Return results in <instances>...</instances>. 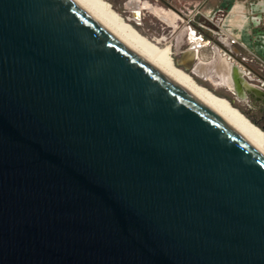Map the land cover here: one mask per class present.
I'll use <instances>...</instances> for the list:
<instances>
[{"label":"water","instance_id":"1","mask_svg":"<svg viewBox=\"0 0 264 264\" xmlns=\"http://www.w3.org/2000/svg\"><path fill=\"white\" fill-rule=\"evenodd\" d=\"M223 24L264 58V3ZM0 264H264V155L74 0H0Z\"/></svg>","mask_w":264,"mask_h":264},{"label":"rangeland","instance_id":"2","mask_svg":"<svg viewBox=\"0 0 264 264\" xmlns=\"http://www.w3.org/2000/svg\"><path fill=\"white\" fill-rule=\"evenodd\" d=\"M102 1L107 4L110 10L121 17L123 21L132 26L143 37L156 44L157 41L160 40V43L157 45L161 48L170 47L171 57L175 66L181 53L192 44L191 41L193 38H190V44L187 33L190 29H194L196 24L190 20L194 19L196 22L202 21V19L200 20V16H196L197 8L200 3H202V0H169L170 4L167 1L138 0L137 17L134 13L136 10L134 11L130 6L133 0ZM145 6L147 8H145ZM231 6L232 4L224 2L214 6L211 0H208L202 6V10L209 13L221 28L228 29L230 27L224 26L223 23L227 18ZM153 8L156 10L163 8L171 12L173 14V20H176V22L172 26L168 25L156 15ZM197 49L199 50L200 47ZM211 52L212 49L209 44L205 48H202L200 54L203 63H201V66H204L203 64L206 65L201 67L202 70L196 72L194 75L189 72L186 73H188L197 84L207 88L215 95L227 99L230 104L232 103L231 105L233 107L238 109L251 123L264 132L261 124L257 122L260 120V116L257 112L251 110L248 100L242 99L235 90L226 85L222 75L217 74L216 70H212L211 65L217 60V57H213ZM199 63L200 62L197 60L195 67Z\"/></svg>","mask_w":264,"mask_h":264},{"label":"bare ground","instance_id":"3","mask_svg":"<svg viewBox=\"0 0 264 264\" xmlns=\"http://www.w3.org/2000/svg\"><path fill=\"white\" fill-rule=\"evenodd\" d=\"M74 1L97 21H99L103 26H105L116 37H118L129 48H131L142 59H144L171 82L187 92L198 102L229 124L264 155V132L251 123L238 109L233 107L227 99L217 96L207 88L197 84L194 79L188 73H186L185 70L183 71L182 69L176 67L177 65H174L173 59L171 57L170 47L161 48L159 45H157L160 43V40L157 41L156 44L143 37L132 26L127 24L121 19V17L110 10L107 7V4L102 0ZM130 6L134 11L136 10L134 13L137 17V6H139V1L133 0L130 3ZM145 8L147 7L145 6ZM155 8H153V10L155 11L156 15L168 25H172L173 14L164 10L163 8L158 10ZM190 30L197 36L193 29ZM191 42V46L195 47L187 48L185 50L189 52L186 55V60H196V63L198 60L200 63H203L200 56L201 48L199 50L197 49L199 48L197 46L199 45V41H197V44H195L194 39ZM222 77H224L223 79L225 80L226 85L230 86L231 84L229 83L228 79L226 80L223 74ZM234 87L236 89V85Z\"/></svg>","mask_w":264,"mask_h":264},{"label":"built area","instance_id":"4","mask_svg":"<svg viewBox=\"0 0 264 264\" xmlns=\"http://www.w3.org/2000/svg\"><path fill=\"white\" fill-rule=\"evenodd\" d=\"M206 1L208 0H202L196 11V16H200L202 21L190 20L196 24L193 30L199 38L207 39L205 45L211 46L213 57L219 56L228 63L234 64L243 72L251 84L264 91V59L234 36L230 32V28H221L209 13L204 12L202 6ZM235 7L245 9L246 5H235ZM230 47L237 48L239 54H234Z\"/></svg>","mask_w":264,"mask_h":264},{"label":"crops","instance_id":"5","mask_svg":"<svg viewBox=\"0 0 264 264\" xmlns=\"http://www.w3.org/2000/svg\"><path fill=\"white\" fill-rule=\"evenodd\" d=\"M155 1H163V2L167 1L170 4L169 0H155ZM211 2H212V5H214V6L217 5L218 3H222V2L229 3L232 5H246V6H248L250 4L258 3V2L264 3V0H211ZM175 22H176V20H173L172 25ZM187 34L189 37V39H188L189 42H190V38H193L195 41V44H197V41H199V44H202V46L200 48L201 49L205 48V46H206L205 44H207V39L199 38L191 30H189ZM190 44H191V42H190ZM230 49L234 54H237V55L239 54V51L237 48L230 47ZM253 51L255 52V50H253ZM201 65H202L201 63L197 64V66L194 69L195 73L198 71H201L202 70L201 67H204L206 64H203L204 66H201ZM211 66H212V70L217 71V74H219V75L223 74L225 76L226 80L227 79L233 80L234 84L236 85L237 90H239L240 92H243L242 87H244L245 95L249 99H251L252 101L254 100L259 106L264 103V91L260 90L259 88H257L253 84H251L249 82V80L245 77L243 72L241 70H239L237 67L228 63L226 60L220 58L219 56H217V60H215ZM213 66H215V67H213Z\"/></svg>","mask_w":264,"mask_h":264},{"label":"flooded vegetation","instance_id":"6","mask_svg":"<svg viewBox=\"0 0 264 264\" xmlns=\"http://www.w3.org/2000/svg\"><path fill=\"white\" fill-rule=\"evenodd\" d=\"M180 58V57H179ZM179 60V59H178ZM195 74V72H194ZM192 74V75H194ZM229 83L231 84L230 87L231 89L235 90L236 93H238V95L242 98V99H247L250 105V108L252 111H255L259 114L260 116V120H258V124H261L262 128L264 129V103L262 105H258L254 100L252 101L251 99H249L244 92V87H242L243 92H240L239 90H237V88L235 89V84L233 82V80L228 79Z\"/></svg>","mask_w":264,"mask_h":264}]
</instances>
